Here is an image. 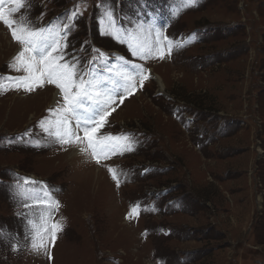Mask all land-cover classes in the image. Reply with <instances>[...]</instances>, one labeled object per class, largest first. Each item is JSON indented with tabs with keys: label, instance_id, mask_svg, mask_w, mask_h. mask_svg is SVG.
Returning <instances> with one entry per match:
<instances>
[{
	"label": "rangeland",
	"instance_id": "obj_1",
	"mask_svg": "<svg viewBox=\"0 0 264 264\" xmlns=\"http://www.w3.org/2000/svg\"><path fill=\"white\" fill-rule=\"evenodd\" d=\"M74 6L82 15L66 59L83 70L93 49L104 53L92 69L107 87L124 61L151 75L135 94L121 91L122 102L114 96L100 133L129 134L134 151L99 165L90 155L74 161L71 147L39 127L62 103L54 85L0 92V264H264V0H115L108 30L116 37L101 35L102 0H26L13 18L62 25ZM129 20L145 23L137 40L149 25L194 40L167 59L140 60L128 48ZM19 50L0 22V76L23 75L9 67ZM107 167L120 174L119 187ZM17 177L42 182L59 202L51 223L62 231L50 258L30 248L26 225L37 209L16 195ZM136 205L139 214L127 218Z\"/></svg>",
	"mask_w": 264,
	"mask_h": 264
},
{
	"label": "snow or ice",
	"instance_id": "obj_2",
	"mask_svg": "<svg viewBox=\"0 0 264 264\" xmlns=\"http://www.w3.org/2000/svg\"><path fill=\"white\" fill-rule=\"evenodd\" d=\"M195 2L196 0H182L183 7L192 6ZM102 3L105 7L101 22L106 20L108 23L101 29V35L116 37V31L108 30L115 27V0H102ZM25 7L26 0H0V22L10 30L13 40L20 45V50L13 57L9 67L23 73L17 76H0V92L11 88L31 93L38 87H43L45 83L54 85L61 94L62 103L56 108L48 109L49 116L39 121V127L49 142L76 147L81 154L90 155L98 165L117 155L134 151L135 141L129 134L100 133L110 115L107 109L112 108L114 96H119L122 102L125 97L121 95V91L126 95H133L138 85L142 88L144 82L150 78L144 74V66L135 63L129 65L128 61H124L122 70L116 74L119 80H112V87H107L108 79L96 76L92 69V65L98 58H102L104 53L93 49L98 56L88 61L83 70L78 68L79 61L75 56L66 59L69 33L75 28L74 22L82 15L79 7L74 6L72 10H66V23L52 25L49 22L48 26L39 28L28 26L25 22L27 17H21L20 20L13 18ZM171 15L176 17L178 10L174 9ZM129 24L133 22L129 20ZM144 28L145 23L141 21L124 30L129 37L128 48L131 55L140 60L167 59L174 50L181 49L194 40V37L179 41L170 39L160 28H154L152 25H149L147 36L143 40H137L133 32L143 33ZM153 31L154 39L151 38ZM120 59L123 60L122 57ZM107 71L111 73L112 68H107ZM27 134L26 132L24 135ZM107 170L119 187L121 180L118 171L113 167H107ZM21 179L23 183L14 186L16 195L25 200H33V204L25 206L37 209L36 217L28 219L26 225V237L31 241L30 248L33 252L49 254L48 244L54 242L57 234L62 231L61 224L51 223V214L59 208V202L52 198L47 186L42 182L17 177V180ZM134 214H139V205L130 209L127 218H132ZM2 236L3 232L0 231V237ZM17 250L14 245L13 251Z\"/></svg>",
	"mask_w": 264,
	"mask_h": 264
},
{
	"label": "bare ground",
	"instance_id": "obj_3",
	"mask_svg": "<svg viewBox=\"0 0 264 264\" xmlns=\"http://www.w3.org/2000/svg\"><path fill=\"white\" fill-rule=\"evenodd\" d=\"M149 76H151V75H149ZM155 78L158 79L159 86L162 88L163 85H162L160 79H159L158 77H155ZM56 96H57V95H54L55 98H56ZM116 112H117V111H116ZM115 114H116V113H115ZM117 114H118V113H117ZM70 150H71V153H70V154L68 153V154L70 155V159H73V160L75 161V160H77V158L80 159V158L84 157V156H83L84 154H81V153L79 152V150H78L76 147H71ZM84 158H85V157H84ZM91 162L93 163V160H92Z\"/></svg>",
	"mask_w": 264,
	"mask_h": 264
}]
</instances>
